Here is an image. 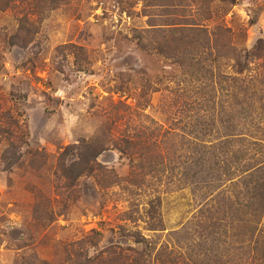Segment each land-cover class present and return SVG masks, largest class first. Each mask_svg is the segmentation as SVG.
<instances>
[{
    "label": "rangeland",
    "instance_id": "1",
    "mask_svg": "<svg viewBox=\"0 0 264 264\" xmlns=\"http://www.w3.org/2000/svg\"><path fill=\"white\" fill-rule=\"evenodd\" d=\"M195 22L245 54L264 0H0V264L253 263L204 227L230 182L189 176L184 127L206 112L180 30ZM87 140L105 144L100 178L75 183L67 149Z\"/></svg>",
    "mask_w": 264,
    "mask_h": 264
},
{
    "label": "trees",
    "instance_id": "2",
    "mask_svg": "<svg viewBox=\"0 0 264 264\" xmlns=\"http://www.w3.org/2000/svg\"><path fill=\"white\" fill-rule=\"evenodd\" d=\"M206 12L210 14L209 7ZM196 23L180 30V34H188V67L201 85L197 95L202 101L194 99L190 103L206 112L204 116H191L184 127L189 144L194 145L190 166L194 162L198 169L189 176L194 183L195 179L218 182L222 177L230 182L228 192L221 193L207 209L205 230L216 247L231 242L223 252L233 247L237 250L236 246L243 248L246 243L253 253L252 264H264V74L250 76V62H264V38L244 54L231 45V30L207 29ZM160 51L174 57L176 49L172 47L170 52L161 45ZM218 130H223L221 138ZM211 137L216 142L209 143ZM105 150V144L96 140L68 148L66 155L74 151L78 161L64 168L65 176L75 183L83 177L97 176L95 164ZM238 174L243 176L236 180Z\"/></svg>",
    "mask_w": 264,
    "mask_h": 264
}]
</instances>
